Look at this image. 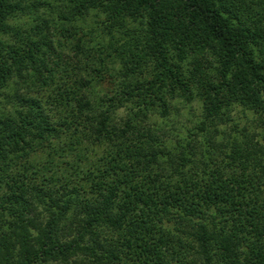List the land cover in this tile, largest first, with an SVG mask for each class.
Wrapping results in <instances>:
<instances>
[{
	"label": "trees",
	"instance_id": "1",
	"mask_svg": "<svg viewBox=\"0 0 264 264\" xmlns=\"http://www.w3.org/2000/svg\"><path fill=\"white\" fill-rule=\"evenodd\" d=\"M0 264H264V0H0Z\"/></svg>",
	"mask_w": 264,
	"mask_h": 264
},
{
	"label": "rangeland",
	"instance_id": "2",
	"mask_svg": "<svg viewBox=\"0 0 264 264\" xmlns=\"http://www.w3.org/2000/svg\"><path fill=\"white\" fill-rule=\"evenodd\" d=\"M182 119V118H181ZM184 120H186V119H184Z\"/></svg>",
	"mask_w": 264,
	"mask_h": 264
}]
</instances>
